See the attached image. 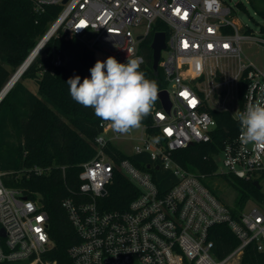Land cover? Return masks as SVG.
<instances>
[{
  "label": "built area",
  "instance_id": "built-area-1",
  "mask_svg": "<svg viewBox=\"0 0 264 264\" xmlns=\"http://www.w3.org/2000/svg\"><path fill=\"white\" fill-rule=\"evenodd\" d=\"M63 1L34 0L35 10L62 5L48 29L51 37L65 34L76 38L92 51L95 62L96 57L106 60L113 56L126 63L127 58L138 56L143 64L141 44L154 26L161 23L170 29L159 67L171 107L167 111L157 99L151 111V128L160 136L147 124L138 133L119 134L108 122H100L97 153L83 163L79 174L80 191L87 198H69L63 203L81 239L69 249L72 263L226 264L235 257L240 261L254 241L263 250L264 207L249 201L236 218L234 206L205 184L204 175L184 168L174 158L177 150L211 141L217 121L210 109L227 110L237 118L247 104L264 99V71L243 62L242 48L246 39L264 40L242 33L236 4L225 0ZM232 61L236 62L234 70L229 69ZM64 63L63 51L55 50L54 66ZM241 83L245 86L242 103ZM229 98L237 106L236 114L226 106ZM239 136L238 131L216 155L217 174L255 179L264 171V152L244 144ZM111 146L127 156L110 151ZM129 146L132 151L123 150ZM141 153H148L156 166L176 177L166 192L160 191L149 170L128 157ZM115 171L123 173L139 192L126 209H102L99 200L108 193ZM2 175L0 172V264H57L44 259L53 246L48 213L21 189L6 186ZM220 223L228 224L240 241L224 258L218 256L210 235L211 228Z\"/></svg>",
  "mask_w": 264,
  "mask_h": 264
},
{
  "label": "trees",
  "instance_id": "trees-1",
  "mask_svg": "<svg viewBox=\"0 0 264 264\" xmlns=\"http://www.w3.org/2000/svg\"><path fill=\"white\" fill-rule=\"evenodd\" d=\"M249 3L264 17L263 9H259L253 0H249ZM236 6L246 9L243 1ZM62 8V5L50 4L42 12H37L34 0H0V92L45 36ZM157 31L170 35L166 25L157 23L154 26L150 36L141 44L145 62L141 64L140 71L145 73L146 78L155 80L160 91L167 87V82L161 67L157 75L153 70L151 44ZM57 49L63 51L65 63L62 66L53 64ZM90 55L92 51L74 37L65 34L51 37L0 101L2 180L6 186L19 188L24 195L37 200L48 213L53 246L44 254V259L56 261L57 264H73L69 249L81 239L63 203L69 198H87L80 191L79 174L83 163L95 157V138L102 132V120L95 116L92 108L75 102L66 84L70 77L76 75L81 77V82L85 77L90 78L89 70L94 66ZM97 60L104 61L96 57ZM26 80L35 81L38 91L34 92L26 85ZM244 87L241 83V103ZM210 113L217 121L211 141L177 150L174 158L184 168L204 175L203 181L213 191L210 180L216 176H221L232 185L237 192L232 212L238 218L249 201L264 207V171L255 179L217 174L216 155L236 137L239 123L227 110L210 109ZM153 121L150 112L142 124L151 128ZM151 131L160 136L157 129L151 128ZM109 150L117 149L111 146ZM117 151L121 157L127 156ZM128 157L141 169L151 172L161 192H166L176 183L172 172L162 166L156 168L148 153ZM149 164H153L151 169H148ZM36 168L41 171L37 172ZM255 180L260 182V188L254 183ZM107 188L108 193L99 200L100 207L106 210L128 208L139 192L136 185L120 171H115ZM210 235L220 258L227 256L240 242L225 223L214 225ZM240 264H264V249L258 250L255 241L250 243Z\"/></svg>",
  "mask_w": 264,
  "mask_h": 264
},
{
  "label": "clouds",
  "instance_id": "clouds-1",
  "mask_svg": "<svg viewBox=\"0 0 264 264\" xmlns=\"http://www.w3.org/2000/svg\"><path fill=\"white\" fill-rule=\"evenodd\" d=\"M142 57L118 62L113 56L97 60L90 68V78L70 77L71 98L78 104L92 108L96 117L108 122L111 129L127 134L142 125L158 99V83L140 71ZM240 140L255 150L264 152V99L246 105L237 113Z\"/></svg>",
  "mask_w": 264,
  "mask_h": 264
},
{
  "label": "rangeland",
  "instance_id": "rangeland-1",
  "mask_svg": "<svg viewBox=\"0 0 264 264\" xmlns=\"http://www.w3.org/2000/svg\"><path fill=\"white\" fill-rule=\"evenodd\" d=\"M227 3L234 5L238 4L239 1H243L246 4V9H240L236 6V21L240 30L243 34H251L255 37H260L264 40V17L254 8L249 0H225ZM253 3L259 8L264 10V0H253ZM249 31V32H247ZM243 62L252 63L260 70L264 71V43L257 42L251 39H246L243 41ZM235 61H232L231 67L229 69H235ZM184 69L187 71L189 66H184ZM25 84L28 85L34 92L38 91V87L35 81L26 80ZM227 108L233 113L236 114L237 109L236 105L231 102L229 98L227 102ZM134 133L139 132L138 129L133 130ZM124 144H120L121 147H125ZM127 145V144H126ZM125 151H132V147L129 146L124 148ZM221 168V167H220ZM212 188L215 193L227 204L233 205L237 195L236 190L232 185L225 182L221 176H216L210 180ZM226 264H240L238 258H233L228 261Z\"/></svg>",
  "mask_w": 264,
  "mask_h": 264
},
{
  "label": "water",
  "instance_id": "water-1",
  "mask_svg": "<svg viewBox=\"0 0 264 264\" xmlns=\"http://www.w3.org/2000/svg\"><path fill=\"white\" fill-rule=\"evenodd\" d=\"M67 0H64L63 3H65ZM52 35V31L49 30L45 36L42 38V40L39 42V44L36 46V48L31 52V54L28 56V58L23 62V64L18 68V70L13 74V76L9 79L7 84L4 86V88L0 92V101L5 97V95L8 93V91L13 87L15 83H11L14 79L16 74L21 75L25 72V70L29 67V65L32 63L34 58L38 55V53L41 51V49L44 47V45L48 42ZM151 47L153 49V70L154 73L157 75L159 72V63L162 57V51L167 48V33L165 31H157L154 34L153 41L151 44ZM90 60L93 64H95V58L93 55H90ZM19 77V78H20ZM158 99L160 100L162 106L169 111L171 107V101L169 98V93L166 89L160 90L158 92ZM152 165L149 164L148 168H151ZM156 168H159V166H156ZM258 188L261 187V184L258 180H255L254 182ZM102 193H105V190H102Z\"/></svg>",
  "mask_w": 264,
  "mask_h": 264
},
{
  "label": "bare ground",
  "instance_id": "bare-ground-1",
  "mask_svg": "<svg viewBox=\"0 0 264 264\" xmlns=\"http://www.w3.org/2000/svg\"><path fill=\"white\" fill-rule=\"evenodd\" d=\"M19 74H16L11 83H16L19 80Z\"/></svg>",
  "mask_w": 264,
  "mask_h": 264
},
{
  "label": "snow or ice",
  "instance_id": "snow-or-ice-1",
  "mask_svg": "<svg viewBox=\"0 0 264 264\" xmlns=\"http://www.w3.org/2000/svg\"><path fill=\"white\" fill-rule=\"evenodd\" d=\"M84 23V21H81V24H83ZM211 31V30H210ZM225 47L227 48L228 47V45H225ZM43 238V237H42Z\"/></svg>",
  "mask_w": 264,
  "mask_h": 264
}]
</instances>
